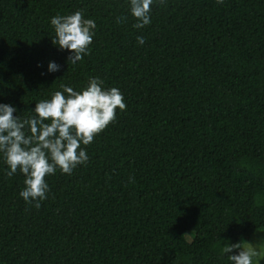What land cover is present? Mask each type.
I'll list each match as a JSON object with an SVG mask.
<instances>
[{
    "label": "trees",
    "instance_id": "trees-1",
    "mask_svg": "<svg viewBox=\"0 0 264 264\" xmlns=\"http://www.w3.org/2000/svg\"><path fill=\"white\" fill-rule=\"evenodd\" d=\"M77 10L96 28L72 64L50 21ZM150 19L134 28L128 0H0L13 115L92 77L126 104L39 208L0 153V264H231L222 246L264 229V0H153Z\"/></svg>",
    "mask_w": 264,
    "mask_h": 264
},
{
    "label": "clouds",
    "instance_id": "clouds-1",
    "mask_svg": "<svg viewBox=\"0 0 264 264\" xmlns=\"http://www.w3.org/2000/svg\"><path fill=\"white\" fill-rule=\"evenodd\" d=\"M163 2V0H161ZM223 3V0H217ZM129 12L137 21L134 28H143L151 23L150 13L153 0H128ZM120 17L117 23L126 20ZM54 36L53 45L70 52L68 62L76 64L89 54V45L94 36L96 23L84 18L77 10L66 15L51 18ZM137 42L143 44L144 38L137 36ZM59 65L50 61L49 72L59 70ZM99 78H89L80 90L61 84L62 91H54L50 98L35 103L34 115L21 119L13 115L14 106L0 103V153L10 169L8 176L18 170L24 176V187L19 195L28 203L35 201L39 208L40 201L47 198L49 185L45 177L53 175L59 169L71 175L73 169L85 164L89 157L81 148L89 145L94 137L116 119V110L124 111L126 104L120 90L116 87L104 88ZM27 129V131H26ZM231 264H256L264 258L256 246L247 241L222 246Z\"/></svg>",
    "mask_w": 264,
    "mask_h": 264
},
{
    "label": "rangeland",
    "instance_id": "rangeland-1",
    "mask_svg": "<svg viewBox=\"0 0 264 264\" xmlns=\"http://www.w3.org/2000/svg\"><path fill=\"white\" fill-rule=\"evenodd\" d=\"M244 241L254 244L257 250L261 252V254H264V229L256 234L248 236ZM253 261L256 264V258H253ZM259 264H264V258L259 261Z\"/></svg>",
    "mask_w": 264,
    "mask_h": 264
}]
</instances>
